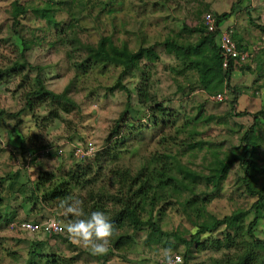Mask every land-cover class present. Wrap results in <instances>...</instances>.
<instances>
[{
    "label": "rangeland",
    "instance_id": "1",
    "mask_svg": "<svg viewBox=\"0 0 264 264\" xmlns=\"http://www.w3.org/2000/svg\"><path fill=\"white\" fill-rule=\"evenodd\" d=\"M12 1L0 0V67L16 58L19 46L18 41L9 31ZM218 1L228 6V0ZM261 3H255L257 6L253 10L246 6L248 8L246 13H249V16L247 17L244 12L239 20L242 28L239 32L246 41L244 45L250 51L249 54L252 55H249L244 62L249 66V70H241L240 65L235 67L230 79L231 89H226L227 100L223 104H217L211 99V95L207 97L197 88L187 96H181L172 83L173 73L166 69L170 63H173V57L162 47L154 48L158 54L157 59L141 61L148 75L146 81L149 84V93L154 94L156 101H162L170 110L179 111L180 116L196 114L197 108L202 109V116L207 113L215 115L208 122H199L195 125V129L199 132L195 139L207 141L219 155L233 151L231 148L237 146L239 133L251 124L252 114L264 109V36L249 22L264 23L262 17L264 4ZM198 6L196 1L191 0H171L167 4L161 0H116L111 7L105 5L102 7L98 28H94L90 21H84L83 24L89 28L84 34H88V40L93 45L101 36L104 37L102 47L107 61L84 72L81 69L75 71L71 68L72 59L65 56L68 48L47 47L44 43L33 46L26 53V58L33 65L42 67L41 79L44 86L56 93L67 88L76 105L67 112L58 111L56 119L47 118L49 110L46 103L34 106L30 113L23 112L20 115L22 120L19 126L13 129L16 138L9 135L16 122V117L12 114L23 105L22 90L33 87L31 79L34 71H23L17 75L0 78V211H3L8 219L9 212L7 213V208L3 206L7 202H22L23 196H27L30 192V182H35L40 172L52 171L56 177L63 175V172L74 164L70 149L75 142L80 145L90 142L96 152L104 149V138L116 121H122L121 126L126 128L124 132L130 134L125 136L122 143L115 142L117 147L111 151L109 159H100L98 164L93 162V168L96 169L99 165L101 172L97 177L94 175L95 177L92 178V174L89 175L84 188L79 185L72 188L70 193L73 199H86L90 190L96 192L103 189L114 192L116 185L111 178V169L120 168L134 173L148 156L163 150L159 141L161 133L174 135V132L171 128L159 130L152 125L151 120H145L147 119L143 111L145 109L138 111L134 90L135 85L137 86L141 80L140 71L134 69L131 72L124 71L121 63L126 59L127 50L137 46V39L132 31L135 19L142 21L143 31L148 40L145 43L147 45L152 40L162 39L168 33L171 35L176 33L183 22L196 25L201 16L195 13ZM57 18L66 20L63 14H59ZM43 25L42 20L34 19L33 26ZM124 28L128 30L123 31ZM53 31L54 29L50 33ZM45 35L46 39H52L49 33L45 32ZM24 74L26 75L24 78L27 79L22 78ZM178 79H182L181 76ZM121 87L130 91L131 107L125 116L124 111L128 101ZM233 90L239 91L240 94L233 95ZM229 107L233 108L234 113L240 114L227 117L226 112ZM178 122H181L180 118ZM257 122L258 128L255 132L258 145L257 163L261 164L264 162V121L259 118ZM141 123H144V127H140ZM183 136L181 133L177 135L178 138ZM25 147L31 148V151L36 153L48 149L47 153H42L43 155L39 156L35 163L29 164L31 168L29 172L24 169L25 167L18 169L17 165L23 163L22 153ZM58 148L62 149L59 155L56 153ZM167 148L175 149L173 146ZM240 149L236 147V151ZM203 153L204 150L186 151L180 156V161L193 171L207 175L209 168L207 169L205 165L210 162L211 155ZM8 171L14 174L13 183L9 182L13 175H8ZM241 175L242 171L238 163L234 162L218 188H214L211 182L206 183L203 178L195 179V193L205 195L206 198L203 217L207 218L208 214L221 217L236 208H245L249 204L251 199L243 192L239 179ZM7 180L11 186L8 185ZM29 206L30 203H25L24 207L29 208ZM86 208L87 206L83 204L84 212ZM25 214H31L29 217L37 222L43 221L46 217L55 218L63 228L69 220L74 219V217L64 218L62 210L56 207L40 204L33 205L29 211L23 212L20 208L13 216L16 219H23L26 217ZM190 220L183 213L181 206L175 200H171L170 204L165 205L163 214L158 218V225L162 231L176 234L175 237L164 236L157 241L144 244L146 229L134 230L123 225L115 230L114 234L131 235L134 244L113 250L114 253H106L108 255L105 259L93 256L87 250L72 244L65 234L55 244L52 243V248L48 250L55 252L53 254L56 264H63L64 261L66 264H158L159 253L164 248H171L173 253L183 252L184 245L178 237L187 239L188 235L195 231ZM23 235H21L23 238H15L6 231V223H0V264H30L31 254L28 247L30 241L27 240V235ZM255 235L264 237V220L256 226ZM213 236L222 238L218 230L213 232ZM226 252L231 253L229 249L226 251L224 248L217 251L202 249L193 255L195 259L191 261L197 264H226L225 259H220L224 256L220 253ZM37 253L41 251L37 250ZM70 258L68 263L66 260ZM32 262L42 264L43 260L32 259Z\"/></svg>",
    "mask_w": 264,
    "mask_h": 264
},
{
    "label": "trees",
    "instance_id": "2",
    "mask_svg": "<svg viewBox=\"0 0 264 264\" xmlns=\"http://www.w3.org/2000/svg\"><path fill=\"white\" fill-rule=\"evenodd\" d=\"M115 1H12L11 13H9L11 15L9 17V31L11 36L18 41L19 46L16 58L7 61L3 67H0V78L3 79L4 76L17 75L23 71L29 72L31 70L34 71V75L31 79L33 87L22 90L23 105L12 114L16 117V122L9 131L10 136L16 138L13 129L20 124L22 120L20 115L25 111L30 113L34 106L46 103L49 110L47 118L56 119L58 111L67 112L74 109L76 105L68 94L67 88L56 93L44 86L41 79L42 67L30 63L26 58V53L33 46L42 43L47 47L68 48L69 51H66L65 56L72 59L71 68L75 71L81 69L83 72L106 62L107 58L102 47L104 37L101 36L98 42L93 45L88 40V34H84L89 31V28L83 22L90 21L94 28H98L99 17L103 12L102 7L105 5L111 7V4ZM161 1L167 4L171 0ZM191 1H196L199 5L195 13L201 15L200 21L196 25L195 23L189 25L183 22L176 33L172 35L168 33L162 39L152 40L147 45L145 43L148 40L143 31L142 21L141 19H135V26L132 31H134L133 35L137 39V46L127 50L126 59L121 63L124 71L131 72L133 69L140 71L139 78L141 80L137 86L135 85L134 90L138 111L145 109L146 111L143 110L147 118L145 120H151L152 125L159 128V130L171 128L174 135L161 133L159 141L160 145L163 146V150L160 153L154 152L148 156L134 173L120 168L111 169V178L116 185V189L114 187V192L103 189L96 192L90 190L86 199L82 200L83 204L87 206L85 217L93 211H104L109 216L113 224V235L107 253H114L113 250L134 244V238L131 235L114 234L115 230L123 225L134 230L146 229L144 244L157 241L164 236L175 237L176 234L162 231L158 225V218L163 214L165 205L170 204L171 200H175L181 206L185 216L192 220L190 222L195 228V231L190 233L187 239L178 237L184 245V250L180 254L184 264H197L191 261L197 251L202 249L217 251L220 248L231 251V253H220L224 255L220 259H225L226 264H264V237L260 238L255 235L256 226L261 220H264V162L257 163L258 145L255 140V132L258 128L257 121L259 118L264 121V109L253 113L251 124L239 133L236 147L241 148L240 151H236V147H232L231 150L233 151L231 153H221L219 155L207 141L195 139V136L199 134L195 129V125L199 122H208V120L215 117L214 114L207 113L202 116V109L197 108L196 114L180 116L179 111L166 108L162 101H156L154 94L149 93V84L146 81L148 75L141 61L142 59H157L158 54L154 49L156 46L162 47L167 54L172 55L173 63H170L166 69L173 73L172 83L181 96H187L196 88L207 97L222 91L223 88L230 90L231 73L234 67L240 65L241 70H249V66L245 63L235 64L232 59L229 60L226 68L221 66L216 32L207 31L201 22L202 14L210 9L209 3L207 5L206 0ZM238 2L239 0L232 3L228 12L218 14L211 11L216 23L219 24L227 19L232 10L238 7ZM59 14H63L66 20L57 18ZM34 19L42 20L44 25L33 26ZM249 22L264 36V24ZM52 29L54 31L50 33ZM125 30L128 29L124 28L123 31ZM45 32L52 35V39H46ZM231 36L238 51L246 52V46L236 40L234 34ZM249 55L252 54L248 53L247 57ZM25 76L24 74L22 78ZM179 76L182 79H178ZM24 79H27V77ZM121 88L124 90L125 98L128 101L126 111H124L125 116L129 107H131L129 103L130 91L124 87ZM239 94V91L233 90V95L238 96ZM218 103L223 104L224 102ZM152 104L153 107H151ZM234 114L238 115L240 113H234L233 108L229 107L226 112L227 117ZM179 118L181 122L177 123ZM122 119L124 120V118ZM138 121L141 120L138 119ZM121 122L116 121L108 130L104 138V149L95 152L92 157L84 161L73 158V166L63 172V175L56 177L52 171L40 172L35 182H30L29 194L23 196V201L30 203L29 208L24 207L25 203L23 201L18 202L17 208H21L24 212L29 211L33 205L40 204L60 209V201L71 196L70 191L72 188L78 185L83 187L89 179V175L92 174L93 178L101 172V166L97 165L95 169L93 168V162L98 164L100 159H109L111 151L117 147L115 142L122 143L125 136L130 134L124 132L125 127L121 126ZM140 127H144V123H141ZM180 133L184 136L178 138L177 135ZM170 146L175 149L167 148ZM192 150H204L203 154L209 153L211 155L210 162L205 165L207 169L209 168V174L202 175L193 171L180 161V156L184 152ZM32 152L34 151H31V148L25 147L24 153H22L23 164L35 163L36 156L28 155ZM234 162L238 163L242 171L239 178L241 187L251 201L245 208H236L221 217L210 214L207 215V218L203 217L206 198L205 195L201 196L195 193V179L203 178L206 183L211 182L214 188H218ZM93 171L95 173H92ZM5 215L3 211H0V223L13 220L12 216L7 219ZM29 215L25 214L26 217L19 220H28L26 218ZM64 218L70 217L64 216ZM46 219L48 217L44 220ZM34 222L37 221L34 219ZM216 230L221 233V239L213 236V232ZM19 233L24 234L20 231ZM63 234L62 231L47 236L28 235L30 237L27 236L26 238L30 241L28 245L31 254L30 264H37L32 262V259L40 258L43 260L42 264H56L57 261L54 259L55 255L53 254L55 252L48 249H51L52 243L55 244L63 237ZM37 250H40L41 253H37ZM106 255L108 254L97 257L105 259ZM70 260L71 258L66 261L69 263ZM63 264H66V262L64 261Z\"/></svg>",
    "mask_w": 264,
    "mask_h": 264
},
{
    "label": "clouds",
    "instance_id": "3",
    "mask_svg": "<svg viewBox=\"0 0 264 264\" xmlns=\"http://www.w3.org/2000/svg\"><path fill=\"white\" fill-rule=\"evenodd\" d=\"M60 209L65 217H74L62 229L66 238L77 247L87 250L93 256L108 252L113 235V224L104 211H93L85 217L83 201L71 196L60 201ZM50 227L56 225L54 218L48 220ZM158 264H182L181 257L174 255L171 248L159 253Z\"/></svg>",
    "mask_w": 264,
    "mask_h": 264
},
{
    "label": "built area",
    "instance_id": "4",
    "mask_svg": "<svg viewBox=\"0 0 264 264\" xmlns=\"http://www.w3.org/2000/svg\"><path fill=\"white\" fill-rule=\"evenodd\" d=\"M201 22L207 31L216 32L217 35V44L219 48V52L221 55V66L226 68L228 66V62L230 59L234 61V63L239 64L246 60L248 53L247 52H239L235 42L231 36V30L229 28H221L219 24L216 23L215 18L212 12L207 11L202 14ZM211 99L217 102H225L227 100V90L223 88L222 91L211 95ZM48 149H42L36 153V151L32 153H28V155H35L36 160L39 156H42L44 153H47ZM71 156L78 160L84 161L94 155L96 149L94 145L90 142L85 145H80L75 142L71 145ZM43 153V154H42ZM56 153L58 155L62 153V149L58 148ZM50 218L40 221H28V220H19L13 219L6 223V229L8 232H17L20 231L24 234L36 235L39 234L41 236H47L51 234H57L62 232L61 224L56 221V225L50 227L48 224V220ZM174 255H179L183 263L182 256L179 253H173Z\"/></svg>",
    "mask_w": 264,
    "mask_h": 264
},
{
    "label": "crops",
    "instance_id": "5",
    "mask_svg": "<svg viewBox=\"0 0 264 264\" xmlns=\"http://www.w3.org/2000/svg\"><path fill=\"white\" fill-rule=\"evenodd\" d=\"M236 1L237 0H228V6H226V4L222 5L220 3V1H218V0H206L205 2H206L207 5L209 3V8H210L209 11L210 12L214 11V12L219 14V13H222V12L230 11L231 4L235 3ZM241 2H243V3H241ZM260 2H262L261 4H264V0H239L238 7L233 9L231 14H230V16L227 19H225L222 22H220L219 26L221 28H229L231 30V35L234 34L236 40H239L242 44H245L244 42H246V41H244V39L242 37L243 35L239 32V30L242 29L240 27L241 21H239V20H240V18H242V14H244V12L246 13V11L248 10L247 7H249V8L251 7L252 10H253L257 6V4H255V3H260ZM261 4H258V5H261ZM221 7H222V9H221ZM246 16L248 17L249 13H246ZM262 17L264 18V15ZM258 24H264V23H258ZM246 52L249 53L250 51L246 48ZM244 62H242V63H244ZM236 66H238V65H236ZM234 71H235V67H234V70L232 71V73ZM232 73H231V75H232ZM233 77H234V75H233ZM29 164L30 163H27V164H23L22 162L17 163L18 169H20L21 167L22 168L25 167L24 169H26V171L28 170V172H29V170L31 169ZM14 172H16V171H14ZM9 174L11 176L13 175L12 178L10 179V181H9L10 183H13L14 174H13V172H9L8 175ZM7 182H8V180H7ZM9 182H8V185L11 186V184ZM17 204L18 203H16V202H10V203L7 202V204H5L7 206H5V205L3 206L4 208H7V212H9V215H7L8 217L12 216L13 219H16L15 216H13V215H14V212L16 210L17 211L19 210V208H17V206H18ZM26 219H28L29 221H34L31 217H27ZM6 231H7V229H6ZM8 233L11 234L12 236H14L15 238H18V237L23 238V237H21V234L19 233V231H17V232H8ZM25 235L28 236L29 234H25ZM25 235H23V236H25ZM28 237H30V236H28ZM193 258L195 259V257H193Z\"/></svg>",
    "mask_w": 264,
    "mask_h": 264
}]
</instances>
